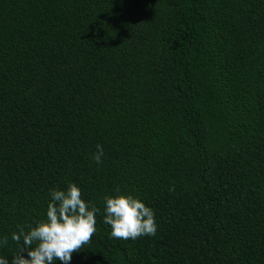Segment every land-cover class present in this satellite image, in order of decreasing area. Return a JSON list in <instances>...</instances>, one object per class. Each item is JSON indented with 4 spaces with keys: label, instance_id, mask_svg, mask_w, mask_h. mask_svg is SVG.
Listing matches in <instances>:
<instances>
[{
    "label": "trees",
    "instance_id": "obj_1",
    "mask_svg": "<svg viewBox=\"0 0 264 264\" xmlns=\"http://www.w3.org/2000/svg\"><path fill=\"white\" fill-rule=\"evenodd\" d=\"M68 181L101 209L68 264H264V0H0V236ZM115 188L155 235L109 236Z\"/></svg>",
    "mask_w": 264,
    "mask_h": 264
},
{
    "label": "clouds",
    "instance_id": "obj_2",
    "mask_svg": "<svg viewBox=\"0 0 264 264\" xmlns=\"http://www.w3.org/2000/svg\"><path fill=\"white\" fill-rule=\"evenodd\" d=\"M102 156L103 148L97 143L91 159L99 164ZM47 195L43 217L17 225L7 237L0 236V247L8 239L16 244L14 253L0 254V264H53L54 260L68 264L72 253L89 242L101 211L97 204L82 198L80 186L73 181L63 188H49ZM102 204V222L109 226V236L134 240L155 235L154 212L139 197L115 188L103 195Z\"/></svg>",
    "mask_w": 264,
    "mask_h": 264
}]
</instances>
